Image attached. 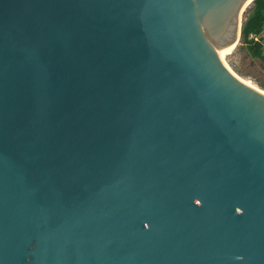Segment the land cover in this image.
<instances>
[{
    "label": "water",
    "instance_id": "obj_1",
    "mask_svg": "<svg viewBox=\"0 0 264 264\" xmlns=\"http://www.w3.org/2000/svg\"><path fill=\"white\" fill-rule=\"evenodd\" d=\"M253 1L0 0V264H264Z\"/></svg>",
    "mask_w": 264,
    "mask_h": 264
},
{
    "label": "rangeland",
    "instance_id": "obj_2",
    "mask_svg": "<svg viewBox=\"0 0 264 264\" xmlns=\"http://www.w3.org/2000/svg\"><path fill=\"white\" fill-rule=\"evenodd\" d=\"M250 6L244 11L242 28ZM224 61L237 75L264 91V59L249 54L246 45L242 43V35L231 53L224 57Z\"/></svg>",
    "mask_w": 264,
    "mask_h": 264
},
{
    "label": "trees",
    "instance_id": "obj_3",
    "mask_svg": "<svg viewBox=\"0 0 264 264\" xmlns=\"http://www.w3.org/2000/svg\"><path fill=\"white\" fill-rule=\"evenodd\" d=\"M264 28V0H254L250 6L242 28V43L246 45L249 54L263 58L262 44L256 41Z\"/></svg>",
    "mask_w": 264,
    "mask_h": 264
},
{
    "label": "bare ground",
    "instance_id": "obj_4",
    "mask_svg": "<svg viewBox=\"0 0 264 264\" xmlns=\"http://www.w3.org/2000/svg\"><path fill=\"white\" fill-rule=\"evenodd\" d=\"M248 4H249V3H248ZM250 4H252V3H250ZM248 6H249V5H248ZM246 8H247V7H246ZM234 48H235V47H231V48H227V49L221 51V53H220L221 58L224 60V57H225L226 55L230 54L231 51H232ZM246 82H247V84L254 86L251 82H248V81H246ZM254 87H255V86H254ZM256 88H257V87H256Z\"/></svg>",
    "mask_w": 264,
    "mask_h": 264
},
{
    "label": "crops",
    "instance_id": "obj_5",
    "mask_svg": "<svg viewBox=\"0 0 264 264\" xmlns=\"http://www.w3.org/2000/svg\"><path fill=\"white\" fill-rule=\"evenodd\" d=\"M258 38L260 39V42L262 44V55L264 58V28H263V31L261 32V34L258 36Z\"/></svg>",
    "mask_w": 264,
    "mask_h": 264
},
{
    "label": "built area",
    "instance_id": "obj_6",
    "mask_svg": "<svg viewBox=\"0 0 264 264\" xmlns=\"http://www.w3.org/2000/svg\"><path fill=\"white\" fill-rule=\"evenodd\" d=\"M256 41H260V39L258 37L255 38Z\"/></svg>",
    "mask_w": 264,
    "mask_h": 264
}]
</instances>
